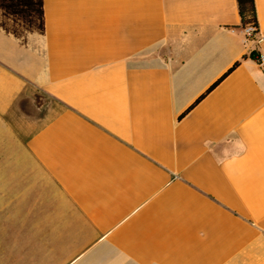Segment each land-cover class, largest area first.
<instances>
[{"label":"crops","instance_id":"obj_1","mask_svg":"<svg viewBox=\"0 0 264 264\" xmlns=\"http://www.w3.org/2000/svg\"><path fill=\"white\" fill-rule=\"evenodd\" d=\"M255 4L0 0V264H264Z\"/></svg>","mask_w":264,"mask_h":264},{"label":"trees","instance_id":"obj_2","mask_svg":"<svg viewBox=\"0 0 264 264\" xmlns=\"http://www.w3.org/2000/svg\"><path fill=\"white\" fill-rule=\"evenodd\" d=\"M236 2H237L238 14L240 18V27L245 29L247 26L253 25L258 30L259 23H258L255 0H236ZM251 58H255L254 53L251 54ZM238 66L239 63H236L231 69H229L227 73L222 78H220L212 87H210L208 91L203 96H201L193 106L198 104L208 93H210L222 80H224ZM193 106L191 108H193Z\"/></svg>","mask_w":264,"mask_h":264},{"label":"rangeland","instance_id":"obj_3","mask_svg":"<svg viewBox=\"0 0 264 264\" xmlns=\"http://www.w3.org/2000/svg\"><path fill=\"white\" fill-rule=\"evenodd\" d=\"M36 107L37 108L33 112H31L35 117L36 123L45 122L60 109L59 105L51 100H47L40 94L36 95Z\"/></svg>","mask_w":264,"mask_h":264},{"label":"built area","instance_id":"obj_4","mask_svg":"<svg viewBox=\"0 0 264 264\" xmlns=\"http://www.w3.org/2000/svg\"><path fill=\"white\" fill-rule=\"evenodd\" d=\"M244 32H245L246 38L248 40H253L256 37V35L258 34V30L253 25L247 26L244 29ZM258 61H259L260 65H264V56L260 55L258 57Z\"/></svg>","mask_w":264,"mask_h":264}]
</instances>
